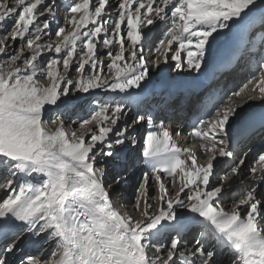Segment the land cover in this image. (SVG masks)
Listing matches in <instances>:
<instances>
[{
  "label": "snow or ice",
  "instance_id": "6c2138e0",
  "mask_svg": "<svg viewBox=\"0 0 264 264\" xmlns=\"http://www.w3.org/2000/svg\"><path fill=\"white\" fill-rule=\"evenodd\" d=\"M0 264H264V0H0Z\"/></svg>",
  "mask_w": 264,
  "mask_h": 264
},
{
  "label": "bare ground",
  "instance_id": "6f19581e",
  "mask_svg": "<svg viewBox=\"0 0 264 264\" xmlns=\"http://www.w3.org/2000/svg\"><path fill=\"white\" fill-rule=\"evenodd\" d=\"M71 30V29H70ZM225 45L226 44H224V43H221V45L219 46V48H218V51H217V58H219V59H222L223 61H224V65H226L227 67H234V66H231V63H232V57L230 56V53H228V51H226V52H224L223 50H224V48H225ZM155 57V56H154ZM229 61H231V63H228ZM243 63V62H242ZM223 65V66H224ZM162 67H163V65H162ZM167 71V70H166ZM206 72L208 71V70H205ZM218 73H217V77H218ZM251 75V73L248 71V69H247V67H242V69H241V71H239L237 74H236V76H234V77H227V79L225 80L224 78H222V77H218L220 80H221V83L222 84H224V81H225V83L227 84V82L228 83H231V85L232 86H234V88L235 87H239L237 90H241V94H242V96H246V95H249L250 93L248 92V88H250V87H252V85H248V88H244L243 87V85L246 83V81H247V79L249 78V76ZM224 80V81H223ZM230 85V86H231ZM227 91V88L226 87H223V88H216V87H213L212 88V94L213 95H216V96H219V94L221 93V94H223L224 95V93ZM234 100L235 99H238V98H233ZM225 102H227V101H225ZM256 110H258V109H256ZM192 119L194 120L195 119V117L193 116L192 117ZM186 136H188L187 135V132H185V137ZM177 138H179V137H174V140H176L177 142H178V144L180 145V146H182V147H184V146H189V147H193V148H195L196 147V144H195V141L194 140H191L192 138L191 137H189V138H187L186 137V139H181V138H179V139H177ZM154 183H155V181H153ZM167 181H165V183H166ZM179 183H178V181L176 182V185H178ZM178 189V188H177ZM157 191H158V189H157ZM124 200H126V199H124V198H121L120 199V204L122 205L123 204V202L122 201H124ZM129 200H127V203H130V201L128 202ZM126 204V203H125ZM124 205V204H123ZM231 206V204H229L228 205V207H230ZM120 210H121V212H127V213H129V214H132L133 215V217H134V219H137L136 217H138L139 215L136 213V212H134L135 210H133V211H131V212H128V210L126 209V208H120ZM197 225V224H196ZM195 225V226H196ZM194 229V231H192V232H190L191 233V235L193 236V235H195L196 236V228H193ZM197 229H199V236H202L203 234H204V232H203V230L201 229V227L199 226V228H197Z\"/></svg>",
  "mask_w": 264,
  "mask_h": 264
},
{
  "label": "rangeland",
  "instance_id": "374dc122",
  "mask_svg": "<svg viewBox=\"0 0 264 264\" xmlns=\"http://www.w3.org/2000/svg\"><path fill=\"white\" fill-rule=\"evenodd\" d=\"M69 28L71 29V26H69ZM151 55L154 57V56L159 55V54L158 53H152ZM224 84H225V87L227 88V90H229V89H238L239 88V87H235L234 88V86H232L231 83L227 82V84H226L225 81H224ZM219 96H223V94L220 93ZM186 137L189 138L188 136H186ZM177 139H179V138H177ZM191 140H193V139H191ZM138 180H139V174L136 177H133L129 181L128 184L124 185V187L122 188L121 193H120V199L121 198L126 199V200L122 201L124 205L122 204L123 207H121V208H126L128 210V212H131V211L134 210L132 208V202L134 201L135 196L138 195V193L136 192V188H135V186L137 185V181ZM166 184L168 185L172 195L175 194V192L179 189V186H180L179 184L176 185V182L173 183V182H170V181H167ZM150 185L151 186L149 188L148 202L149 203H158V199L157 198H158L159 193L157 191V187H156V185H155V183L153 181L150 182ZM127 200H129L130 203H127ZM141 207H143V200H141ZM230 208H231V206L229 207V209ZM182 211H186V210H182ZM134 212H136V211H134ZM136 213L139 215L136 218L140 219L141 218L140 217V213L139 212H136ZM189 215H191V214H189ZM195 225L196 224L191 225L189 227V229L184 233V235L188 239H191L194 236V235L192 236L191 233H190V232L194 231L193 228H196V230H195L196 233L195 234H196L197 237L199 236L200 233H199V229H197V228H199L200 225H198V224L196 226Z\"/></svg>",
  "mask_w": 264,
  "mask_h": 264
}]
</instances>
